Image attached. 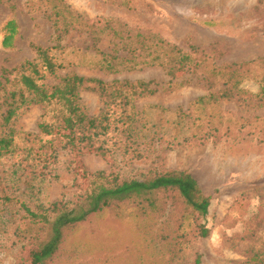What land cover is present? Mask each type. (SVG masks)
<instances>
[{
  "label": "rangeland",
  "instance_id": "obj_1",
  "mask_svg": "<svg viewBox=\"0 0 264 264\" xmlns=\"http://www.w3.org/2000/svg\"><path fill=\"white\" fill-rule=\"evenodd\" d=\"M70 10L91 20L126 23L135 33L160 35L185 50L196 46L207 53L202 60L208 71L264 56V0H0V102L16 75L8 71L36 59L33 44L55 45L57 13L71 17ZM12 18L19 33L14 48H4V26ZM63 43L69 46L67 53L75 51L70 59L82 64L59 75L152 81L156 91L134 100L133 128L122 137L144 155L140 159L119 155L112 162L96 153L75 157L62 150L52 167L34 163L35 176L30 170L27 178L22 176L25 172L14 174L10 189L16 185L11 191L19 204L0 205V264H32L33 247L17 244L14 235L17 219L24 214L22 202L37 208L58 200L75 201L86 176L103 170L123 177L186 170L211 197L210 235L187 247L174 264H246L250 256L264 253V98L257 96L259 84L246 80L240 96L219 99V90L226 87L224 78H213L210 87L202 73L180 72L171 80L159 66L102 71L91 66L94 51L85 54L90 42L79 26L65 35ZM88 86L80 92L81 103L88 115L98 116L103 99L93 83ZM210 94L214 98L198 102ZM41 114V106L32 105L10 126L19 135L38 133ZM156 255L128 218L109 215L76 228L52 264H166Z\"/></svg>",
  "mask_w": 264,
  "mask_h": 264
},
{
  "label": "trees",
  "instance_id": "obj_2",
  "mask_svg": "<svg viewBox=\"0 0 264 264\" xmlns=\"http://www.w3.org/2000/svg\"><path fill=\"white\" fill-rule=\"evenodd\" d=\"M69 12L71 17L65 16L63 11L57 13L60 17L55 21V45L33 44L36 59L8 71L9 74L16 72V75L11 89L4 90L5 96L0 102V205L19 204L13 190L16 185L11 187L14 192L10 189L14 174L25 172L22 176L27 178L30 174H25L30 170L35 176L34 163L52 167L62 150L75 157L96 153L112 162L119 155L134 159L144 155L142 150L122 142V137L133 128L134 100L156 91L152 81L114 79L108 82L78 73L59 75L72 65L82 64L70 59V54L75 51L67 53L69 46L63 43L65 35L75 26L83 29L89 39L85 54L94 51L91 66L102 71L118 73L125 69L159 66L166 70L171 80L180 72L202 73V80L210 87L214 85L213 78H224L226 87L224 92L219 90V99L240 96L242 83L252 80L259 84L258 98H264V70H256L264 66V56L215 66L208 71L206 61L202 60L207 53L196 46L185 50L160 35L135 33L128 24H120L114 19L91 20L72 10ZM18 33L17 20H8L2 46L14 48ZM91 83L103 99V109L98 116L88 115L81 103L80 92ZM214 96L200 97L198 102L203 103ZM261 104L264 105V100ZM32 105L42 108L39 132L19 135L10 123L21 110ZM40 175L37 174V178ZM44 176L41 178L45 180ZM211 205V197L186 170L155 171L127 177L103 170L86 176L85 186L80 188L75 201L58 200L37 208L22 202L24 214L17 219L14 235L17 244L27 242L33 247L32 264H52L76 228L115 215L128 218L142 241L153 247L156 256L163 257L166 264H174L187 247L210 235L207 219ZM246 264H264V253L250 256Z\"/></svg>",
  "mask_w": 264,
  "mask_h": 264
}]
</instances>
